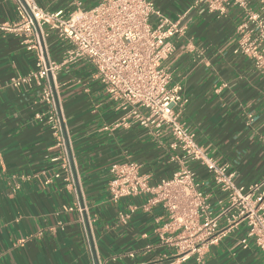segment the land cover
<instances>
[{"label": "crops", "instance_id": "obj_1", "mask_svg": "<svg viewBox=\"0 0 264 264\" xmlns=\"http://www.w3.org/2000/svg\"><path fill=\"white\" fill-rule=\"evenodd\" d=\"M42 7L72 10L70 0H36ZM91 7L99 0H82ZM187 29L174 38L175 51L163 62L172 84L182 87L181 120L204 152L227 163L238 185L264 179V73L234 53L242 11L211 12L196 0H154ZM16 19L14 0H0V23ZM23 35L0 30V264H199L196 255L176 261L163 244L166 222L160 206L146 208V194L114 203L109 168L131 160L157 184L182 165L159 138L138 124L126 125L124 112L108 100L87 64L66 66L55 85L65 150L47 121L36 118L47 104L37 87L12 86L36 68L37 52ZM45 57L61 60L64 42L43 40ZM184 163V162H183ZM218 212L221 191L199 162H185ZM133 210V212H131ZM120 212L130 213L123 220ZM241 224L203 255V264H264L253 239L244 248Z\"/></svg>", "mask_w": 264, "mask_h": 264}, {"label": "built area", "instance_id": "obj_2", "mask_svg": "<svg viewBox=\"0 0 264 264\" xmlns=\"http://www.w3.org/2000/svg\"><path fill=\"white\" fill-rule=\"evenodd\" d=\"M70 1L71 11L50 10L36 0H14L16 19L0 23L1 31L23 35L27 48L37 52L36 68L16 76L12 86L39 89L47 111L38 112L36 118L47 121L58 136L66 169L71 171L56 79L66 66L87 64L103 94L124 112L123 122L148 128L158 138L168 134L169 148L178 153L174 159L182 162L171 177L157 184H151V176L142 173L134 161L113 163L108 181L111 200L117 204L123 198L146 194V208L160 205L166 212V222L159 228L161 240L177 252L178 263L196 255L203 264L204 253L241 224L247 227L241 240L244 248L253 239L264 252V179L238 185L229 165L207 155L181 120L182 87L172 84L163 62L175 51L174 38L187 27L165 15L154 0H99L87 8L82 0ZM196 4L220 14L232 6L241 9L234 53L246 56L264 73V0H196ZM52 34L65 44L61 60L45 57L43 40ZM187 160L199 162L211 173L222 194L218 212L212 210L209 196ZM120 216L125 221L131 214L120 212Z\"/></svg>", "mask_w": 264, "mask_h": 264}]
</instances>
